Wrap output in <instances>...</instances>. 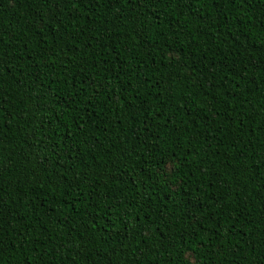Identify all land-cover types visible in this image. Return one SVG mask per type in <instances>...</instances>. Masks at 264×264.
Listing matches in <instances>:
<instances>
[{
	"label": "trees",
	"instance_id": "obj_1",
	"mask_svg": "<svg viewBox=\"0 0 264 264\" xmlns=\"http://www.w3.org/2000/svg\"><path fill=\"white\" fill-rule=\"evenodd\" d=\"M0 264H264V0H0Z\"/></svg>",
	"mask_w": 264,
	"mask_h": 264
}]
</instances>
